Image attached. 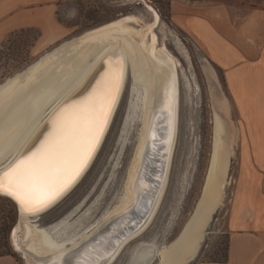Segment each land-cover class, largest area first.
<instances>
[{
  "label": "bare ground",
  "instance_id": "6f19581e",
  "mask_svg": "<svg viewBox=\"0 0 264 264\" xmlns=\"http://www.w3.org/2000/svg\"><path fill=\"white\" fill-rule=\"evenodd\" d=\"M169 53L164 43L158 45L154 23H146L135 14L123 15L72 38L0 84L3 171L43 138L59 108L87 95L107 72L122 74L117 102L103 135L87 166L71 185L38 212L25 211L7 197L18 211L11 242L26 264H66L68 260L72 264H104L105 260L112 264L121 250L144 231L162 198L177 128L179 61ZM127 72L132 79L130 108L138 103L141 106L142 127L120 202L81 231L67 230L69 216L48 227L37 225V217L67 194L96 156L122 95ZM207 73L216 81L212 69L208 68ZM211 98L214 124L210 162L194 212L172 242L162 244L156 251L153 243L142 244L130 264H151L155 253L156 264H188L199 252L207 225L223 198L236 139L226 96L214 88ZM169 105L173 113L170 141ZM163 158L164 172L159 183ZM154 195L149 212L143 216Z\"/></svg>",
  "mask_w": 264,
  "mask_h": 264
},
{
  "label": "rangeland",
  "instance_id": "374dc122",
  "mask_svg": "<svg viewBox=\"0 0 264 264\" xmlns=\"http://www.w3.org/2000/svg\"><path fill=\"white\" fill-rule=\"evenodd\" d=\"M246 1L264 3V0ZM205 2L235 6L230 0L179 1L180 6H192L200 11L206 9L208 4ZM169 4L170 0H58L50 6L51 22L46 19L42 27L20 26L0 37V84L72 38L130 14L141 17L146 23H154L158 45L164 43L179 61L177 128L162 198L144 231L121 250L112 264H116L117 259L120 264H130V258L142 244L153 243L156 251L162 244L172 242L194 212L210 162L214 124L211 93L214 88L227 98L228 115L235 127L236 139L221 204L212 214L199 252L188 264L215 263L223 260L226 254L228 213L240 169L244 171L241 167L244 154L239 147L241 123L220 68L187 31L171 19ZM208 68L214 71L216 81L209 77ZM131 82V74L127 72L122 95L93 161L67 194L37 217V225L48 227L69 216L67 230L81 231L120 202L142 127L141 106L138 103L135 108H130ZM17 223V208L10 199L0 195V255L26 264L11 242V233ZM153 257L151 264H156V253Z\"/></svg>",
  "mask_w": 264,
  "mask_h": 264
},
{
  "label": "crops",
  "instance_id": "0c3cea01",
  "mask_svg": "<svg viewBox=\"0 0 264 264\" xmlns=\"http://www.w3.org/2000/svg\"><path fill=\"white\" fill-rule=\"evenodd\" d=\"M55 1L0 0V37L20 26L51 22ZM179 1L170 0L171 19L220 68L242 128L244 171L240 169L226 223L227 259L200 264H264V3L205 2L200 11ZM0 264L19 263L0 255Z\"/></svg>",
  "mask_w": 264,
  "mask_h": 264
},
{
  "label": "snow or ice",
  "instance_id": "6c2138e0",
  "mask_svg": "<svg viewBox=\"0 0 264 264\" xmlns=\"http://www.w3.org/2000/svg\"><path fill=\"white\" fill-rule=\"evenodd\" d=\"M121 82L120 72L109 71L87 95L59 108L43 138L0 171V195L28 212H38L57 199L87 166L117 102ZM172 117L169 105V141Z\"/></svg>",
  "mask_w": 264,
  "mask_h": 264
},
{
  "label": "water",
  "instance_id": "95a60500",
  "mask_svg": "<svg viewBox=\"0 0 264 264\" xmlns=\"http://www.w3.org/2000/svg\"><path fill=\"white\" fill-rule=\"evenodd\" d=\"M51 52V51H50ZM42 57V56H41ZM41 57H39L37 60H39ZM36 60V61H37ZM36 61H34V62H36ZM29 66V65H28ZM9 78V77H8ZM5 80H7V79H5ZM4 82V81H3ZM163 172H164V158H163V167H162V171H161V174H160V176L158 177V181H159V183H161V179H162V175H163ZM205 179H206V177L204 178V181H203V184H202V187H201V191H200V194L199 195H201V192H202V189H203V185H204V183H205ZM154 198H155V195H154V197H152L151 199H150V201H149V203H148V205L145 207V209H144V211H143V216L144 215H146L148 212H149V210H150V208H151V206H152V204H153V202H154Z\"/></svg>",
  "mask_w": 264,
  "mask_h": 264
},
{
  "label": "trees",
  "instance_id": "16d2710c",
  "mask_svg": "<svg viewBox=\"0 0 264 264\" xmlns=\"http://www.w3.org/2000/svg\"><path fill=\"white\" fill-rule=\"evenodd\" d=\"M226 259H227V255L225 254V257H224L223 260H221V261H215V262H219V263H221V262H224Z\"/></svg>",
  "mask_w": 264,
  "mask_h": 264
}]
</instances>
